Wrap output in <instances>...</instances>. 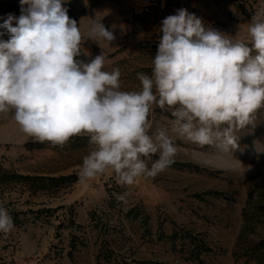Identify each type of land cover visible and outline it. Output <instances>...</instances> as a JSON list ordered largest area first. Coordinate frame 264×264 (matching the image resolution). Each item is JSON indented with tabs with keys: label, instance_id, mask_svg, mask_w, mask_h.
<instances>
[{
	"label": "rangeland",
	"instance_id": "rangeland-1",
	"mask_svg": "<svg viewBox=\"0 0 264 264\" xmlns=\"http://www.w3.org/2000/svg\"><path fill=\"white\" fill-rule=\"evenodd\" d=\"M6 1L0 0V23ZM64 6L85 35L96 19L116 37L100 46L85 41L87 55L78 59L103 52L104 70H121V90L139 91L137 73L151 75L165 17L185 8L206 27L248 43V24L264 11V0H65ZM150 119L149 135L167 130L177 147L172 165L184 167L169 166L132 186L110 174L85 186L79 166L91 150L88 137L53 147L26 136L12 113L0 114V203L14 222L9 233L0 232V264H107L98 260L104 241L124 264H195L188 259L193 245L174 241V232L193 234L207 249L205 264H259L252 247L264 242V107L255 126L235 133L233 153L177 136L170 109L155 107ZM62 177L70 180H50Z\"/></svg>",
	"mask_w": 264,
	"mask_h": 264
},
{
	"label": "clouds",
	"instance_id": "clouds-1",
	"mask_svg": "<svg viewBox=\"0 0 264 264\" xmlns=\"http://www.w3.org/2000/svg\"><path fill=\"white\" fill-rule=\"evenodd\" d=\"M64 3L20 0L19 17L9 14L0 23V37H9L0 38V114L12 113L26 136L53 147L88 137L81 184L110 174L132 186L173 163L177 147L167 130L149 135L155 107L171 110V131L180 138L224 153L239 148L235 133L255 126L264 107V11L252 16L246 43L176 10L161 22L151 75L137 73L141 90L122 91L121 70H104L103 52L78 59L87 55L85 41L112 44L114 32L92 19L85 35ZM13 227L0 203V232Z\"/></svg>",
	"mask_w": 264,
	"mask_h": 264
},
{
	"label": "trees",
	"instance_id": "trees-1",
	"mask_svg": "<svg viewBox=\"0 0 264 264\" xmlns=\"http://www.w3.org/2000/svg\"><path fill=\"white\" fill-rule=\"evenodd\" d=\"M3 13L5 18L9 15L12 14L16 17H19V15L21 14V5H20V0H7L4 8H3ZM172 166H176V167H184L183 165L179 166V165H170ZM196 170H198L197 167H195ZM15 178H20L22 180H31L30 177H20L18 175L15 176ZM51 181H57V182H65V181H69L70 177H62L59 179H50ZM180 232H174V234L172 235V239L174 241L178 240V239H186L189 240V242L191 243L190 245H193L194 250L193 251H188L189 255H188V259L192 262H194L195 264H205V261L202 259V253L206 252L207 249H205L202 246H199L198 244H196V239L194 238L193 234L188 233L186 235H184L185 237H180ZM180 237V238H179ZM110 242L108 241H104V245H103V249L101 250V252L99 253V257L98 260L99 262L102 261V259L107 260V264H124L122 261H120L118 259V257L116 256V253L114 251V249H112L111 247H109ZM253 249V255L252 257L254 258V260H256L259 264H263V255H264V242H262L261 244L252 247ZM104 264V263H103Z\"/></svg>",
	"mask_w": 264,
	"mask_h": 264
}]
</instances>
